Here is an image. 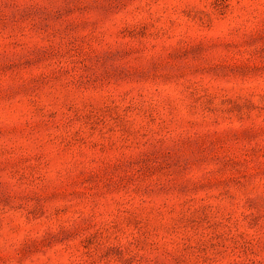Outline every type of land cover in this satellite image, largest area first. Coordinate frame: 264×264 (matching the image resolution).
<instances>
[{
    "label": "rangeland",
    "instance_id": "374dc122",
    "mask_svg": "<svg viewBox=\"0 0 264 264\" xmlns=\"http://www.w3.org/2000/svg\"><path fill=\"white\" fill-rule=\"evenodd\" d=\"M0 264H264V0H0Z\"/></svg>",
    "mask_w": 264,
    "mask_h": 264
}]
</instances>
